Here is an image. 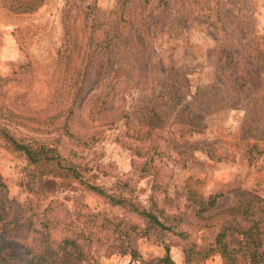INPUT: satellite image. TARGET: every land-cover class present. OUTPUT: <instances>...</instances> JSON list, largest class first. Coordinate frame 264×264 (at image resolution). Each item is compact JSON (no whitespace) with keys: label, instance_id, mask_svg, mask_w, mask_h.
<instances>
[{"label":"rangeland","instance_id":"374dc122","mask_svg":"<svg viewBox=\"0 0 264 264\" xmlns=\"http://www.w3.org/2000/svg\"><path fill=\"white\" fill-rule=\"evenodd\" d=\"M28 1L0 0V215L21 218L5 240L35 245L36 215L48 209L51 239L78 247L79 256L67 250L70 264H156L165 246L175 264H224L210 252L220 221H198L188 207L215 194L206 216L257 199L264 240V0H43L24 14L4 7ZM67 37L81 47L69 63ZM104 41L110 51L96 52ZM92 52L93 68L78 76ZM4 133L49 147L79 178L41 175ZM130 205L152 210L168 230Z\"/></svg>","mask_w":264,"mask_h":264},{"label":"trees","instance_id":"16d2710c","mask_svg":"<svg viewBox=\"0 0 264 264\" xmlns=\"http://www.w3.org/2000/svg\"><path fill=\"white\" fill-rule=\"evenodd\" d=\"M14 1L18 0H10L11 3ZM42 1L43 0H29V3L27 4H10L4 5V7L15 14H24L37 9ZM118 2L123 7L128 4L130 0H118ZM70 12L71 10L68 7L64 11L63 17L64 28H66L67 32H69L67 21L70 19ZM67 39L69 41L68 45L70 50L66 53L65 59L67 60V63H69L71 55L76 52L75 50L77 48L81 47L77 46L76 37H67ZM111 43L112 41H104L98 46V51L96 52L103 53L110 51ZM86 48L87 47L85 46V52H87ZM96 52H92L90 55L83 54L79 65L76 67L78 68V76L83 78L86 77L91 68H93L96 62V56L93 53ZM83 78L82 80H84ZM4 136L10 142L15 151L22 153L26 157L29 164L42 169V171H40L41 175L51 174L56 177H67L68 172L72 178H79L73 167H63L60 164L58 156L54 155L53 150L49 147L16 140L6 133H4ZM0 187L6 190L5 185L1 182ZM86 187L98 194H103V191L99 187L92 185H86ZM219 197H221L220 194L209 195L208 197L201 196L190 200V204L188 203L190 212L194 215L195 219H198V221L207 222L212 217H216V219L220 221V225L214 237V247L210 248V252H218L222 257L224 264H238L240 260L238 259L239 257L248 264H264V257L262 253L259 252L260 248L264 245V240L262 238L263 234L260 231V221L255 213V209L257 208L255 204H258L257 199H246L224 211L206 216V213L213 210L217 205ZM2 199H0V208L3 207ZM112 201L116 204H123V201L120 199H112ZM130 206L135 212H137L138 216L144 219L149 225L156 226L161 230H168L164 222H161V217L152 210L139 211L133 205ZM1 209L3 211V208ZM47 211L48 209H45L43 214L36 215L38 216L36 225L39 229L34 230V233L37 234V237L33 239L35 245L30 244L28 246H21L13 239L5 240L9 232L7 227L11 224L20 222V217L16 215L12 221L5 223V217L0 215V233L3 234L0 235V262L2 264H70L69 259L73 256L67 251L68 248H73L74 254L79 256V250L74 240L65 237L57 241L53 238L51 239V234L46 230L49 227V224L47 223L49 221L44 219ZM172 217L173 219L178 220V222L182 221L180 216ZM164 218H168V216L164 215ZM24 221H28V228H31L34 225L33 221L30 219H25ZM123 252L124 254L130 253L132 259H136V253L135 251H132V249L126 248L123 249ZM184 254L186 258L189 257V250L187 248H184ZM76 262H79V260ZM156 264H175L171 259L170 250L167 246H165L164 257L157 259Z\"/></svg>","mask_w":264,"mask_h":264}]
</instances>
